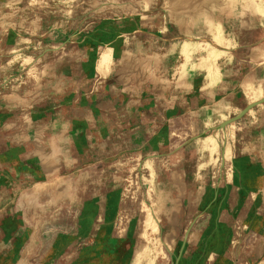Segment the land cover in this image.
<instances>
[{
	"label": "rangeland",
	"instance_id": "1",
	"mask_svg": "<svg viewBox=\"0 0 264 264\" xmlns=\"http://www.w3.org/2000/svg\"><path fill=\"white\" fill-rule=\"evenodd\" d=\"M263 28L264 0H0V264H264V110L249 121L199 127L208 128L207 135L193 142L192 154L156 161L172 171V200L196 201L208 185L211 197L225 181L228 195L230 186H239L232 190L238 203L193 211L200 222L184 223L179 232L169 229L162 205L153 207L156 220H150L149 206L136 205L139 191L129 189V214L138 221L131 237L109 240L98 232L87 243L97 252L74 254V261L69 249L85 242L81 229L72 237L64 226L65 203L72 194L80 201L91 197L100 182L136 183V164L125 165L122 153L113 151L119 141L96 153L62 151L57 136L64 130L55 123L73 115L81 125L105 113L95 102L122 117L126 111L118 107L135 100L138 85L161 84L169 67L183 69L185 57L193 68L201 59H221V49L241 60L252 43L250 53L262 58ZM235 64L226 63L230 69ZM237 65L241 72L245 63ZM237 112L225 109L226 117L216 121ZM207 148L214 152L196 155ZM124 166L128 173L121 175ZM200 166L202 173H194ZM144 193L161 198L168 190ZM188 229L192 235H185Z\"/></svg>",
	"mask_w": 264,
	"mask_h": 264
},
{
	"label": "crops",
	"instance_id": "2",
	"mask_svg": "<svg viewBox=\"0 0 264 264\" xmlns=\"http://www.w3.org/2000/svg\"><path fill=\"white\" fill-rule=\"evenodd\" d=\"M247 47L248 57L245 59L237 58L235 60L236 52L228 53L227 49H221L219 50L221 53L226 52L221 54V59L217 58L212 61L201 59L195 68H193L191 58L185 57L183 69H178L176 72V66L168 68L167 75L160 79L162 85L154 81L138 85L135 100L129 101V103L126 101L123 107H118L126 111L122 117L113 118L109 115V111L116 109L115 107L100 108L98 107L100 103L96 105L95 102L91 103L94 109L103 110L105 113L100 115L93 113L88 119H83L81 125H79L81 119H74L75 117L71 114V117H62L55 122L57 126L63 127L65 132L57 136V140L64 143L62 151L76 152L78 149L79 151L87 149L89 154L93 151L96 153L98 150H107L105 143L119 141V148L113 151L122 153L120 158L125 165L128 166L127 161L135 162V168L131 173H135L138 179L136 183L100 182L99 192L92 194L91 197L83 198L81 201L77 194H72L73 198L65 203L67 217L62 220L65 221L64 226L70 228L72 237H75L78 228L81 229L83 242H85L83 246L69 249L67 254L73 255V261L76 254L97 252L95 248L88 247L87 243L98 232H101L103 238L109 240L131 237L130 232L136 229L138 221L136 217L129 214V189L139 191L142 200L136 201V205L149 206L150 220H156L153 207L162 205L170 215L167 219L169 223H172L169 229L176 231L178 229L179 232L185 230L184 223L194 220H196L195 223L200 222L201 217H198L199 215L193 217V211L201 213L202 207L206 209L207 206H215L220 209V207L238 203V198L233 197L232 190H239V186L234 188L230 186L231 194L228 195V182L225 183V181L216 184L219 194L212 191L211 197H209L208 191L214 190V188L212 185H208L204 187L206 192L200 194L196 201L193 196H189L187 199L182 197L180 200H172L169 189H172L171 185L174 181L168 177L172 171L169 167H165V171L159 169L156 166V161L159 158H164L163 162L169 164L178 152H184L185 155L192 154L190 150L193 142H199L207 135L206 129L208 128L202 130L199 127L233 124L232 122L237 119L241 120V123L245 119L249 121V118H253L257 112L261 114L264 110V104L260 105L264 100V87L262 86L264 85V57L257 59L250 53L254 50L252 43H248ZM230 60L232 63H236L235 66L232 65L231 69L226 65ZM255 61L259 64H255ZM237 62L245 63L241 72ZM85 108L92 110L89 106ZM218 108L224 110L217 113ZM225 109L238 112L232 120L216 121L217 118L223 119ZM88 113L90 112L88 111ZM80 114L82 115V113ZM62 115L64 116V113ZM227 116L230 117V115ZM238 122L236 124H239ZM212 137V140L217 141L220 136ZM100 142H104V144L100 145ZM213 152V149L207 148L203 151L200 150L196 155L200 154L198 156L206 157ZM220 153L221 160H223L224 152L220 151ZM221 163L219 170L223 168V162ZM127 166L120 168L121 175L128 173ZM201 167H197L194 173L198 174L202 170ZM191 173L192 170L187 172L189 177ZM162 174L166 175L165 181L170 185L167 183L161 186L156 184L157 177ZM182 179L186 182V177L183 176ZM90 186L92 183H87V187ZM76 189L79 191L80 185H73L72 190ZM94 189L97 190V188ZM162 189L168 190V193L161 197L164 198L162 201L156 193H153V197L150 198H146V193H144L150 190L162 192ZM221 218H223V213H220L219 221L222 220ZM202 219L204 218L202 217ZM209 219L211 217L204 220L209 221ZM174 223H179V225H174ZM145 228L147 229L148 225H145ZM191 231L186 230L185 235H192ZM198 236L201 237L202 234L200 233ZM127 251L128 249H126Z\"/></svg>",
	"mask_w": 264,
	"mask_h": 264
}]
</instances>
